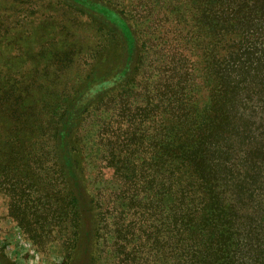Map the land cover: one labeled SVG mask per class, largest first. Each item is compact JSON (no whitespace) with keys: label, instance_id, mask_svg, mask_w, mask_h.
Segmentation results:
<instances>
[{"label":"rangeland","instance_id":"obj_1","mask_svg":"<svg viewBox=\"0 0 264 264\" xmlns=\"http://www.w3.org/2000/svg\"><path fill=\"white\" fill-rule=\"evenodd\" d=\"M92 1L131 26V59L118 26L84 0H0V264H118L114 234L128 250L151 230L113 186L150 176L161 112L155 95L193 94L192 121L200 122L223 69L230 84L217 105L229 111L219 140L226 148L217 153L226 174L220 190L239 200L242 264H264V0ZM148 74L153 91L139 83ZM58 120L79 147L72 160L81 190L97 201L85 226L68 204L73 179L62 176L53 149ZM116 164L138 169L124 180L120 170L112 174ZM95 217L105 223L87 240Z\"/></svg>","mask_w":264,"mask_h":264},{"label":"trees","instance_id":"obj_2","mask_svg":"<svg viewBox=\"0 0 264 264\" xmlns=\"http://www.w3.org/2000/svg\"><path fill=\"white\" fill-rule=\"evenodd\" d=\"M84 1L91 9L103 13L118 26L126 40L127 60L131 59L137 37L130 31L131 26L122 13L109 10L107 6L92 0ZM234 18L239 19L237 16ZM227 21L223 16L222 22ZM229 23L231 22L220 28L228 27L231 25ZM128 69L129 63L108 84L120 81ZM150 79V74L140 76L139 83L153 91L149 84ZM226 80L228 82L227 71L223 69L220 71V80L208 90L209 94L212 91V105L204 104L205 111L200 116V122L192 121L195 118L191 103L193 94L188 98L182 96L177 99L173 96L167 101H162L159 92L155 95V99L159 101L156 107L161 108V112L158 128L153 136L156 147L153 148L149 166L150 176L142 183L135 179L133 183L122 181L120 185L113 186L118 193H127V210L132 204L137 205L139 217L135 221L141 226L147 224L151 230L145 238L141 236L136 243H132L128 250L117 245L119 238L114 234L116 242L110 250L116 257H120L118 264H242V247L247 244L243 239H247V236L242 234L236 222L239 200L233 201L222 194L219 175L226 174L217 156V153L226 148L220 145L219 140L229 119V111L217 106L218 97L227 93L225 89L230 82L227 83ZM216 85L218 89L213 93ZM179 110L181 115L178 114ZM162 111L165 112L164 115ZM60 124L61 120H58L53 135V149L62 176L65 179L71 176L73 179V189L69 195L71 200L68 204L73 203L76 212L83 214L80 219L85 226L86 214L89 209L93 210V205L97 207V201H87L81 190L78 172L72 160V151L79 150V147L76 140L69 141L67 137L71 132L63 129L64 125L59 128ZM135 169L138 168L134 164H116L112 174L116 176L115 170H120L122 178L127 180L134 177ZM132 189L138 191V197H135L136 192ZM118 198L119 196L112 199V202L116 203ZM107 207L112 206L107 204ZM95 218L97 222L89 227L86 224L83 232L85 239L88 234H92V237L101 231L100 226L105 223ZM111 222L119 229L118 220L107 221ZM137 222L129 221L125 230H134ZM129 242L130 240L127 241Z\"/></svg>","mask_w":264,"mask_h":264}]
</instances>
